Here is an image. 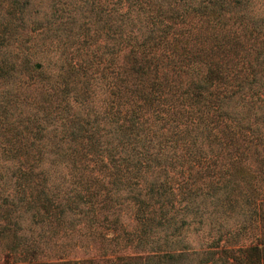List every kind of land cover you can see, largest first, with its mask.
<instances>
[{
  "label": "trees",
  "instance_id": "trees-1",
  "mask_svg": "<svg viewBox=\"0 0 264 264\" xmlns=\"http://www.w3.org/2000/svg\"><path fill=\"white\" fill-rule=\"evenodd\" d=\"M263 232L264 0H0V264H264Z\"/></svg>",
  "mask_w": 264,
  "mask_h": 264
},
{
  "label": "rangeland",
  "instance_id": "rangeland-1",
  "mask_svg": "<svg viewBox=\"0 0 264 264\" xmlns=\"http://www.w3.org/2000/svg\"><path fill=\"white\" fill-rule=\"evenodd\" d=\"M228 226L231 229V233L229 234L230 239H229V244L231 245L232 248L236 247V245L238 244H244L247 245L249 243V241H251V234H255L257 231L256 229L251 226V224H248L247 220H242V218L240 217L239 220H235L233 218L228 219ZM241 223H243L245 225V227L243 228L244 232H237L236 230L238 229V227H240ZM213 236H217L218 232L213 229ZM243 233V234H242ZM237 234V235H236ZM262 241H263V247H264V232L262 234ZM202 238L199 235V240L195 242L196 245H201V248L204 247V244L201 242ZM71 252V253H70ZM69 253L72 255H79V252H77V254H75L76 252H74L73 250H71ZM83 254V253H82Z\"/></svg>",
  "mask_w": 264,
  "mask_h": 264
}]
</instances>
